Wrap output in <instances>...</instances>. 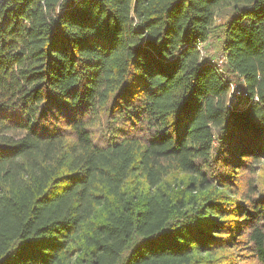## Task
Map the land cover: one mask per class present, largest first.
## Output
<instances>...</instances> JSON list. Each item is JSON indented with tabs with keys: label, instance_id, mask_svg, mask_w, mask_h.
<instances>
[{
	"label": "trees",
	"instance_id": "trees-1",
	"mask_svg": "<svg viewBox=\"0 0 264 264\" xmlns=\"http://www.w3.org/2000/svg\"><path fill=\"white\" fill-rule=\"evenodd\" d=\"M0 264H264V0H1Z\"/></svg>",
	"mask_w": 264,
	"mask_h": 264
},
{
	"label": "rangeland",
	"instance_id": "rangeland-1",
	"mask_svg": "<svg viewBox=\"0 0 264 264\" xmlns=\"http://www.w3.org/2000/svg\"><path fill=\"white\" fill-rule=\"evenodd\" d=\"M229 15H230L229 9L219 12L216 16V25H220L221 23L226 22V20L229 18ZM219 49H220V45L216 42L215 36H213L208 41L207 47L203 51V54L206 57L218 59L220 57ZM244 92H245L244 88L241 85L235 83L233 89L231 90L232 95L229 98L230 103L236 104L235 107H239L238 104L240 103L244 104L245 103L244 101L245 97L243 96Z\"/></svg>",
	"mask_w": 264,
	"mask_h": 264
},
{
	"label": "built area",
	"instance_id": "built-area-1",
	"mask_svg": "<svg viewBox=\"0 0 264 264\" xmlns=\"http://www.w3.org/2000/svg\"><path fill=\"white\" fill-rule=\"evenodd\" d=\"M233 87H234V85H232V89H233ZM231 95H232V93H231ZM231 95H230V97H231ZM243 96L245 97V100H246V97H247V93L246 92H244V94H243ZM244 99V98H243ZM244 100V101H245ZM246 102V101H245ZM229 104H230V108H236L235 106H236V104H232V103H230V101H229ZM239 105V107H241V106H243L244 104H238Z\"/></svg>",
	"mask_w": 264,
	"mask_h": 264
}]
</instances>
